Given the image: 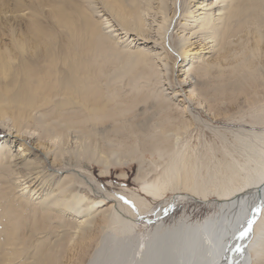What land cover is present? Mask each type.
I'll return each instance as SVG.
<instances>
[{
    "label": "bare ground",
    "instance_id": "6f19581e",
    "mask_svg": "<svg viewBox=\"0 0 264 264\" xmlns=\"http://www.w3.org/2000/svg\"><path fill=\"white\" fill-rule=\"evenodd\" d=\"M190 1L0 0V264H105L111 248L112 264H264V130H232L221 158L182 148L204 122L217 133L193 104L264 103V0ZM124 76L144 94L123 99ZM135 161L128 200L92 172Z\"/></svg>",
    "mask_w": 264,
    "mask_h": 264
},
{
    "label": "rangeland",
    "instance_id": "374dc122",
    "mask_svg": "<svg viewBox=\"0 0 264 264\" xmlns=\"http://www.w3.org/2000/svg\"><path fill=\"white\" fill-rule=\"evenodd\" d=\"M203 1L204 0L190 1L189 6H191V10L196 9L197 8L196 4L203 2ZM213 1L214 0H210L209 2H213ZM154 5H155L154 7H156V4H154ZM30 7L33 8L34 6L31 5ZM196 10H198V9H196ZM199 13H201V11H199L196 14H199ZM25 14L30 15V17H31L32 11L27 10L21 14H18V17H16V15H14L13 18H11V19H12V21H16V23H17V21H20V20L25 21L24 18H21V16H23ZM187 20H190V18H187ZM187 20H183L182 23H185ZM5 41H7V40H5ZM113 65H115V64H113ZM113 65H111V63L106 64V67L113 66ZM180 74L181 73L177 72V70H176V72H174V75H172V73H169L168 76H169L170 81H172L173 83L177 82V80L180 78ZM175 77L177 80H175ZM129 82H130L129 78L127 76H124V77L118 79L116 81V83L114 82V85L120 90V94L122 96L123 95L125 96L123 99L129 100L134 95L144 94L141 91V89H143V85H145V84H143V80H140L139 83H135V81H131L130 83ZM167 86L168 85H166V87ZM178 89L179 88H176V90H178ZM184 90H185V93H187L188 97H189L190 96L189 95L190 94V88L184 86ZM145 91L147 92V89H145ZM187 98H185V102L183 101V103H188ZM174 99L184 100V95L182 93H179V95ZM243 99H244L243 97H240L236 103L235 102H233V103L225 102L224 104H221V105L217 104V106L215 105L210 111H208V110L206 111V109H205V111H202V110L200 111V110L196 109V106H194L195 104H193V107H191L192 113L195 115H200L202 120L203 119L206 120L207 123L212 121L215 129L217 130V133L210 131L209 126L207 127V125H205L206 123L204 122V125L202 126L201 130L200 129L194 130V131H192L186 135V137L184 138L185 144H184V147H182V148H184V150H186V151L194 149L197 152V154L201 157L204 154L213 155L212 151L216 150V152H217L216 156L218 158H221L222 155L220 153H222V150H224L225 145L227 143L232 141V143L234 145L237 144V143H235L236 141H235L234 135L232 133H230L232 130H239L241 128H244L247 130H255V131H259V129L261 131V128H262L264 130V128H263L264 125L262 123V121L264 122V120H262L264 118L263 117L264 115L262 113V112H264V111H262V110H264V103L263 104L259 103V105L258 104L253 105V104L244 103ZM237 104H239L240 106ZM138 105L139 106L137 107V109H143L145 107V105L143 103L138 104ZM214 108H216V109H214ZM212 112L215 115H217L215 119H214V114ZM254 125H256V126L254 127ZM260 126H261V128H258ZM206 129H208V130H206ZM5 135H6V132L1 130L0 131V139L4 138ZM222 136L223 137L227 136V137L226 138L224 137V139H222ZM222 147H224V148L222 149ZM40 150L42 151L43 149H40ZM145 157L147 159H151V155L149 153H146ZM212 161H214V160H212ZM205 162H206V160H205ZM165 165H166V163L164 164V166ZM164 166H158L156 168L157 171L152 173V177H154V176L156 177L157 174H162L161 172H163L162 169H164ZM101 169H102V167L94 164L92 172H93L94 176L99 179V181L101 182L103 187L105 186L108 189V191H110L114 195L128 200L129 198H131L133 196H137V195L142 193V187L143 186L136 183L134 180V178L137 175L138 169H139V165L136 161L130 162L128 164L113 166V168H111V173L107 177H101V175H100ZM124 172L127 173V177H125V178L121 176V173H124ZM175 195H177V194L173 195L172 193H169V196L167 198L165 197L166 199L164 201H167L168 198L171 199ZM214 198L215 197L211 196L210 199L212 200ZM147 200L151 203V206L155 210H157L158 208H160L162 206V205H160L161 200H159V199H154V198L149 197V198H147ZM0 206H1V203H0ZM215 211H216L215 206L213 207L212 201L210 202V204H204V205L203 204H197L195 202H190V203L183 205L182 207H180L176 211H174L171 216H168L165 219V223L167 224V226L173 225L174 223L178 222L179 219L184 214H186V215L188 214L187 216H190L191 222H196V221L201 222L204 219H206L208 216L214 214ZM138 215H139V219H140L139 228L143 229L144 227H146L147 223H145V221L143 220L144 218H142V216L140 214H138ZM149 218L153 219V216H150ZM144 229H143L144 230L143 232L145 235L153 233V231H150V230H153V227H151V228L148 227V228H144ZM106 239H107V244H109V246H111V247L115 246V244L112 242L110 236L107 237ZM112 251L113 250L111 248L107 252V254H105V256L102 254V256L99 259V263L112 264L111 260H110L112 258V257H110V253ZM121 264H125V263L123 262Z\"/></svg>",
    "mask_w": 264,
    "mask_h": 264
}]
</instances>
